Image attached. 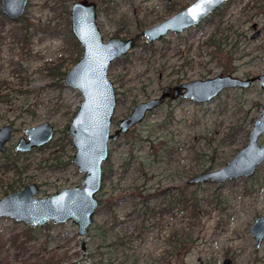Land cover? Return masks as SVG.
I'll list each match as a JSON object with an SVG mask.
<instances>
[{
    "label": "rangeland",
    "instance_id": "374dc122",
    "mask_svg": "<svg viewBox=\"0 0 264 264\" xmlns=\"http://www.w3.org/2000/svg\"><path fill=\"white\" fill-rule=\"evenodd\" d=\"M92 1L98 2V0ZM194 1L131 0L128 4L121 5L115 13H109V16L106 12L99 14L98 25L105 41H108L115 37L120 29L135 33V24L138 22L149 28L172 16L174 13L170 12L171 7L175 10L180 7L179 5H190ZM74 2L68 4L66 0H32L27 18L18 23L4 21L0 15V96H7V100L12 101L0 106V129L11 124L16 129L15 139L9 145L8 152H11L19 140L26 136L27 129L44 122L54 126L55 140L59 139L83 102L78 91L65 86L57 89L49 87L52 81L44 72L46 66L50 67L59 62L65 63V68L70 71L76 65L74 59L81 58L83 55L79 44L80 53L76 52L67 40V32H71V15L69 20L67 17L64 19V7L69 5L71 12ZM215 13L198 27L188 29L182 35L176 36L169 33L164 39L150 44L141 40L126 56V60L121 58L119 62L116 61L111 65L109 78L114 83L118 96L112 126L113 133L117 130V123L127 117L134 106L148 100L147 95L150 99L158 97L165 87H173L192 80L213 78L219 74H230L240 79L264 75V0H229L218 10V13ZM122 18L125 20L123 21ZM27 27L31 40L28 47L24 49V43L21 42L24 38L21 33ZM217 30L232 41L220 50L206 45V40ZM256 33L257 36L254 38ZM21 63L26 68L22 76L15 72V68ZM244 91V94L242 90L237 89L224 91L220 95V101L213 100L203 105L190 101L175 105L167 101L161 108L147 116L144 123L159 122L172 108H175L177 119H179L182 114H191L193 111L199 112L206 108L211 110L218 104L228 101L231 106L228 113L216 118L212 116L199 126L201 135L213 130L225 131L243 116V112L238 113L235 110V103L238 100L245 103L242 107L243 111H247L253 103L264 104V93L259 89L258 84L255 83ZM33 113H35L34 117L31 116ZM251 114L254 118L259 116L256 110H252ZM221 121L222 124H220ZM247 140L248 137L244 134L239 139L238 148L246 144ZM129 141V137L122 135L116 143L109 144L110 153L114 151L113 176L105 190L108 192L112 188L116 189L112 200L124 194L126 189L130 191L131 188L141 187L145 179L135 167L123 173L121 165L123 157L126 156L125 147L127 146L125 145ZM263 141L261 140L260 144ZM181 142H185V138H182ZM184 145L181 165L188 173L195 167V163L193 157L187 154L190 144ZM199 147L198 150H204L202 146ZM50 153V150L45 149L30 156L27 163L30 165V170L22 174L23 177H31L26 183H35L40 187L39 197L41 198L50 197L65 188L79 186L84 179V175L74 165L52 172L48 167L49 164L45 163L47 158H50ZM67 153L72 156L75 154L72 146L67 147ZM4 161V156L0 155V164ZM257 175L260 178L264 177V164L258 168L254 177ZM19 177L16 171L11 170L6 173L0 170V199L12 192L9 185ZM164 177L159 175L150 179L147 188H155L159 192L167 190L170 194H176L182 190L188 197L196 190L199 191V197H203L204 193L209 195L221 189L222 195L226 197L233 195L238 189L240 193L242 186L246 184L245 180H249L239 179L226 182L224 185L211 182L186 185L185 181L190 177L183 180L164 179ZM24 186L25 184L21 189ZM207 201L209 202L206 208L208 214L202 219L201 227L197 230L201 228L200 234L206 238L205 242L199 241L203 244L197 247L190 244L185 250L176 251L175 255H171L172 249L167 243L170 239L169 233L172 229L187 228L188 219L182 217V214H177L173 219L170 215L165 217L157 215L152 220L157 225L156 230L145 240H134L133 250L127 253L130 258L123 264H223L225 259L230 260L229 264H264V240L260 248L256 249L250 234L255 219L264 215V189L256 200L238 197L234 203L235 206L226 212L225 229L215 234L219 212L214 208L212 200L207 199ZM156 203L158 204L157 212H159L161 202ZM132 208L133 204L130 201L126 206L123 203L116 206L119 231L124 229L128 232L133 231L135 221L132 216L129 217ZM96 221L113 222V218L109 214H98ZM48 227L51 228L47 230ZM28 228L9 219L0 220V232L13 234V237L19 235L20 242L24 241L21 235ZM43 231V236L50 233L51 242L48 243L47 238H43L39 243H28L22 249L21 258L18 256L21 251L14 249L10 243H6L0 250V264H23L24 262L50 264L51 260L58 264L108 263V260L102 259L98 253L91 258V250L88 247L89 235L84 239L87 243V251L83 252V239L78 235V227L72 222L62 225L51 223Z\"/></svg>",
    "mask_w": 264,
    "mask_h": 264
},
{
    "label": "water",
    "instance_id": "95a60500",
    "mask_svg": "<svg viewBox=\"0 0 264 264\" xmlns=\"http://www.w3.org/2000/svg\"><path fill=\"white\" fill-rule=\"evenodd\" d=\"M228 1L195 0L182 11L132 37H113L105 41L98 25V4L91 0H76L71 8V32L83 55L66 73L63 82L66 88L78 91L83 98L66 131L75 150L72 163L84 179L81 185L62 189L46 198L39 197L40 188L36 184L6 195L0 199V220L9 219L31 229H45L51 223L62 225L72 222L78 227V235L83 239L82 250L86 252L84 239L100 208L103 167L110 159L111 142L116 143L121 135L140 125L148 114L167 100L184 99L202 105L212 102L224 91L248 90L255 83L264 93V75L240 79L230 74H219L213 78L188 81L165 87L158 97L134 106L129 115L117 123V130L112 132L118 96L109 78L111 65L126 57L141 40L150 44L164 39L169 33L179 36L198 27ZM28 2L1 0L2 12L15 22L24 15ZM256 36L257 33L254 38ZM14 132L12 125L0 129V153L6 151ZM25 135L17 144L18 153H29L51 144L56 133L51 123L44 122L27 129ZM261 140H264V104L249 131L247 143L224 166L190 177L185 184L211 182L224 185L229 181L253 178L264 164V141L260 144ZM250 234L256 249H259L264 240V215L255 219ZM229 263V259L223 262Z\"/></svg>",
    "mask_w": 264,
    "mask_h": 264
},
{
    "label": "trees",
    "instance_id": "16d2710c",
    "mask_svg": "<svg viewBox=\"0 0 264 264\" xmlns=\"http://www.w3.org/2000/svg\"><path fill=\"white\" fill-rule=\"evenodd\" d=\"M66 1L68 4L74 2V0ZM129 1L131 0H98V13L103 14L106 12V15L109 16V13H115L121 5L128 4ZM179 6L180 7L175 10L171 7L172 11L170 10V12L175 14L182 11L189 5ZM64 11V19L67 17L69 20V15H71L69 5H65ZM216 13H218V11ZM122 20L124 21L125 19L122 18ZM145 29L146 27L142 26L141 23L138 22V24H135V33L130 30L126 31L120 29L117 31L115 37L126 39ZM21 34L24 38L21 42L24 43L23 48L26 49L31 40L29 38V28H25ZM222 35L223 34H220L217 30L206 40V45L220 50L221 47L232 42L229 40L228 36ZM236 36L240 37V35ZM67 40L70 46L76 49V52H81V49L73 38L71 32H67ZM27 52H29V50H27ZM126 59L127 57L122 60ZM79 60L80 58L77 57L74 59V63H77ZM16 68L15 72L21 74V76L26 69L23 67L22 63L18 64ZM44 72L52 81L49 87L55 89L64 88L63 81L66 73L68 72L67 68H65V63L59 62L57 64H52L50 67L46 66ZM244 92L245 91L242 90V94H244ZM6 97L7 96H0V106L2 104L5 105L12 103V101L7 100ZM148 97L149 95H147V99H150ZM220 99L221 96L219 95L215 100L220 101ZM186 101L187 100L184 99H178L172 102L168 101V103L178 105L179 103ZM244 104V102L239 100L235 103L236 112H243V116L238 118V121L227 127V130L225 131L220 130L217 132L212 129L213 131L201 135L199 134V126L212 116H215L216 118L228 113V109L231 107L228 101L218 104L211 110L206 108L203 109V111H193L191 114H182L179 119H177V112L175 108H172L163 115L159 122L149 124L144 123V121L130 133L124 135L125 137H129L130 141L125 145L127 146L125 147L126 156L123 157V163L121 165L123 167V173L125 174L129 168L135 167L138 170V173L145 179L141 187L129 189L131 193L128 189L125 190L127 193L123 190L124 194H121V196L112 200L116 189L112 188V190H109L108 192L105 190L108 182L113 176L112 160L114 151L111 152L109 161L103 167L102 190L99 195L100 208L97 215L109 214L111 215V218H113V222L95 221L88 234L90 237L88 247L91 250V258H94L98 253L102 259L108 260V263L105 264H116L117 262L118 264H123L130 258L127 253L128 251L133 250L134 240H145L150 233L156 230L157 225H155L154 221H152L155 216L158 215L165 217L166 215H170L173 219L177 216V214H182V217L188 219V227L181 230L172 229L169 233L170 239L167 241L168 245H170L172 249L170 254L175 255L174 253L176 251H183L190 244L197 247L198 245L203 244L199 243V241L205 242L206 238L202 237V234H200L201 228L199 231L197 230L201 227L202 219L208 214L206 208L209 206V202L207 199L210 201L212 200L214 208L219 212L214 234L225 229L227 224L224 219L226 212L235 206L234 203L237 201L238 197L240 199L256 200L264 189V177L260 178L258 175L257 177L251 178V180H245L246 184L242 186L240 193L238 192V189L233 193V195L226 197L222 195L221 189H217L209 195H205L204 193L203 197H199V191L196 190L188 197L187 195H184L182 190H180L179 193L170 194L167 193V190L159 192V190L155 188H147L149 180L158 177L159 175L165 176L164 179L170 178L172 180H183L224 166L227 161H229V159H231L235 153L245 145L243 144L240 148H238L237 144L239 139L244 134L248 137L250 131L249 129L257 119V117L254 118V116H251V111L256 110V112H259L263 105L259 102L253 103L247 111H243L242 107ZM34 114L35 113L31 116L34 117ZM220 124H222V121ZM141 127L143 128L140 130L139 128ZM61 134L62 135L59 139L55 140L45 148L34 150L28 154H17L15 152V163L12 160V154L5 157L3 164H0V170H4L6 172L15 170L16 173H18V176H20L14 183L9 185V189L11 191H16V189H20L22 185L28 184L26 182L31 177H23L22 174L23 172L30 170V165L27 164L30 156L45 149L51 151L49 154L50 158H47L45 163L49 164L48 167L52 172L61 171L62 169L73 166V156L68 155L67 153V147L72 146L71 138L66 129ZM182 138H185V142H181ZM185 143L190 144L187 149V154L193 157V162L195 163V167H193V169L188 173L185 170V167L181 165V155L184 152L183 148L185 147ZM199 146H202L204 150H198V148H200ZM220 159L223 160L220 161ZM193 170L194 172H192ZM197 188H199V186ZM117 190L119 189L117 188ZM129 201L133 204L132 211L129 215V217L132 216V219L135 221L133 231L128 232L125 229L123 231H119L117 229L119 224L118 215L116 214V206L122 203L126 206ZM157 201L161 202V205H159V212H157ZM205 204L206 206H204ZM50 228L51 227H48L47 230ZM43 230L44 229L28 228L21 235L24 237L23 242L19 241V235L13 237V234L0 232V250L6 243H10L14 249L16 248L21 251L18 255L21 258V256H23L22 249L23 247H26L28 243H39L43 238H47L46 241L48 243L52 241L50 233L43 236ZM23 264L27 263L24 262ZM50 264L58 263H54L53 260H51Z\"/></svg>",
    "mask_w": 264,
    "mask_h": 264
},
{
    "label": "flooded vegetation",
    "instance_id": "af4514ba",
    "mask_svg": "<svg viewBox=\"0 0 264 264\" xmlns=\"http://www.w3.org/2000/svg\"><path fill=\"white\" fill-rule=\"evenodd\" d=\"M31 1H32V0H29V2H28V4H27V8H26L25 13H24V15L22 16V18H20L19 20H15V22H13L12 20H10V19H9V18H8L3 12H2V3H1V0H0V15H1V16L3 17V19L6 20V21H10V22H12V23H18V22H21V21H23V20H25V19L27 18V14H28V11H29L30 6H31ZM91 1H92V0H91ZM151 99H152V98H151ZM148 100H149V99H148ZM146 101H147V100H146ZM167 101H170V100H167ZM167 101H166V102H167ZM164 104H165V103H164ZM164 104H163V105H164ZM163 105H162V106H163ZM162 106H161V107H162ZM161 107H159V108H161ZM133 108H134V107H133ZM159 108H158V109H159ZM156 110H157V109H156ZM156 110H154V111H156ZM154 111H153V112H154ZM153 112H151V113H153ZM259 112H260V111H259ZM151 113H150V114H151ZM150 114H148V115H150ZM128 115H129V114H128ZM148 115H147V116H148ZM147 116H146V118H147ZM125 118H126V117H125ZM146 118H145V120H146ZM257 118H258V117H257ZM145 120H144V121H145ZM144 121H143V122H144ZM143 122H142V123H143ZM11 125H12V124H11ZM12 126H13L14 129H15V126H14V125H12ZM136 127H137V126H136ZM136 127H135V128H136ZM135 128H134V129H135ZM54 129H55V128H54ZM132 130H133V129H132ZM132 130H131V131H132ZM15 131H16V129H15ZM131 131H130V132H131ZM130 132H129V133H130ZM55 133H56V132H55ZM127 134H128V133H127ZM125 135H126V134H125ZM121 136H122V135H121ZM14 139H15V132H14V134H13V138H12L11 142L6 146V151H5V152H1L0 155H3V156H4V159H5V157H7V156H9L10 154H12V155H13V159H12V160H13L14 163H15V152H16L17 154H28V153H18V152L16 151V147H17V144H18V143L16 144V146H14V148H12L13 150H12L11 152H8V147H9V145L12 143V141H13ZM21 139H22V138H21ZM119 139H120V138H119ZM54 140H55V139H54ZM19 141H20V140H19ZM49 145H50V144H49ZM47 146H48V145H47ZM47 146H45V147H47ZM45 147H43V148H45ZM41 149H42V148H41ZM35 150H37V149H35ZM33 151H34V150H33ZM33 151H32V152H33ZM29 153H31V152H29ZM110 155H111V153H110ZM14 165H15V164H14ZM262 165H263V164H262ZM13 171H15V170H13ZM6 173H9V172H6ZM31 184H35V183H30V182H29L27 185L24 186V188H25L26 186H28V185H31ZM36 185H37V184H36ZM37 186H38V185H37ZM38 187H39V186H38ZM39 188H40V187H39ZM20 189H21V188H20ZM17 191H19V189L16 190V191L14 190V191H12L11 193H14V192H17ZM11 193H9V194H11ZM9 194H7V195H9ZM5 196H6V195H5Z\"/></svg>",
    "mask_w": 264,
    "mask_h": 264
}]
</instances>
